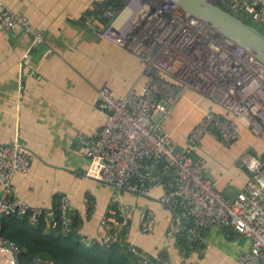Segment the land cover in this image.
Instances as JSON below:
<instances>
[{"label":"built area","instance_id":"obj_1","mask_svg":"<svg viewBox=\"0 0 264 264\" xmlns=\"http://www.w3.org/2000/svg\"><path fill=\"white\" fill-rule=\"evenodd\" d=\"M213 1L255 26L264 24V0ZM104 15L110 21L97 34L133 52L145 80L140 89L131 88L122 96L101 85L97 105L105 113L104 123L94 135H78L90 161L82 173L113 188L112 200L123 217L111 232L93 238L79 233L81 239L86 244L124 241L139 261L153 264L157 257L123 237L121 229L127 224L129 208L120 192L148 196L159 186L158 202L170 211L168 237L192 244L199 241L203 228L217 226L229 235L250 240L249 249L238 255L235 264H264V154L257 157L245 152L240 156L238 164L249 177L234 196L217 189L205 174L204 158L195 154L206 133L231 142L241 135L242 125L264 140V64L223 34L221 26L190 14L176 0H125L119 10L109 6ZM0 27L44 39L26 15L7 6L0 11ZM187 90L207 98L212 106L202 110L186 142L179 145L163 124ZM33 158V152L18 141L0 143V217L28 213L31 221H37L45 213L43 207L19 197L13 189V176L27 174ZM75 215L63 194L49 226L69 231ZM155 218L154 211L146 208L139 231H150ZM21 250L0 233V253L9 254L10 263L55 264L39 254L22 263Z\"/></svg>","mask_w":264,"mask_h":264},{"label":"crops","instance_id":"obj_2","mask_svg":"<svg viewBox=\"0 0 264 264\" xmlns=\"http://www.w3.org/2000/svg\"><path fill=\"white\" fill-rule=\"evenodd\" d=\"M0 1V11L7 6L26 15L44 35L43 40H35L29 33L0 27V143L18 141L34 154L28 173L13 176L14 192L43 207L48 226L65 194L76 210L73 221L79 233L86 238L109 233L123 218L112 200L114 190L82 173L90 161L77 138L94 135L104 123L105 113L97 105L101 85H108L118 96L141 88L145 76L139 59L97 34L104 23L94 10L107 0ZM102 7L105 16L109 6ZM211 106L210 100L187 90L163 126L182 145L202 110ZM245 152L262 157L264 140L242 125L241 135L231 142L206 133L195 154L204 158L205 174L217 189L234 196L249 177L238 164ZM161 193L159 186L148 196L120 192L129 208L123 237L157 257L153 264H235L238 255L249 249L246 236L229 235L217 226L203 228L199 241L192 244L168 237L170 211L158 202ZM146 208L154 211L155 224L150 231L140 232ZM9 259V254L0 253V264H12Z\"/></svg>","mask_w":264,"mask_h":264},{"label":"trees","instance_id":"obj_3","mask_svg":"<svg viewBox=\"0 0 264 264\" xmlns=\"http://www.w3.org/2000/svg\"><path fill=\"white\" fill-rule=\"evenodd\" d=\"M124 2L125 0H107L102 5L96 4L99 9L94 10V13L106 24L110 18L101 16L104 9L102 6L108 5L119 10ZM57 213L58 210L55 212L56 216ZM70 225L69 231H64L61 227H49L45 213L37 221H31L28 213H11L0 217V233L21 247L19 259L22 263L39 254L51 258L55 264H150L139 261L127 250L124 241L110 244L94 241L86 244L75 229L73 220ZM179 242L187 245L181 239Z\"/></svg>","mask_w":264,"mask_h":264},{"label":"water","instance_id":"obj_4","mask_svg":"<svg viewBox=\"0 0 264 264\" xmlns=\"http://www.w3.org/2000/svg\"><path fill=\"white\" fill-rule=\"evenodd\" d=\"M190 14L221 26L223 34L238 41L264 64V32L248 21L224 9L213 0H176Z\"/></svg>","mask_w":264,"mask_h":264},{"label":"rangeland","instance_id":"obj_5","mask_svg":"<svg viewBox=\"0 0 264 264\" xmlns=\"http://www.w3.org/2000/svg\"><path fill=\"white\" fill-rule=\"evenodd\" d=\"M257 26L264 32V24H257Z\"/></svg>","mask_w":264,"mask_h":264},{"label":"bare ground","instance_id":"obj_6","mask_svg":"<svg viewBox=\"0 0 264 264\" xmlns=\"http://www.w3.org/2000/svg\"><path fill=\"white\" fill-rule=\"evenodd\" d=\"M90 205V204H89Z\"/></svg>","mask_w":264,"mask_h":264}]
</instances>
